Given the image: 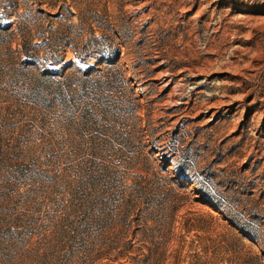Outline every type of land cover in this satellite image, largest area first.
I'll return each mask as SVG.
<instances>
[{"label": "rangeland", "instance_id": "1", "mask_svg": "<svg viewBox=\"0 0 264 264\" xmlns=\"http://www.w3.org/2000/svg\"><path fill=\"white\" fill-rule=\"evenodd\" d=\"M0 264H264V0H0Z\"/></svg>", "mask_w": 264, "mask_h": 264}, {"label": "trees", "instance_id": "2", "mask_svg": "<svg viewBox=\"0 0 264 264\" xmlns=\"http://www.w3.org/2000/svg\"><path fill=\"white\" fill-rule=\"evenodd\" d=\"M90 70H91V68L86 69L85 74H88L90 72ZM99 180L100 179L98 177L93 176L90 181H92V183H95V181H99Z\"/></svg>", "mask_w": 264, "mask_h": 264}]
</instances>
